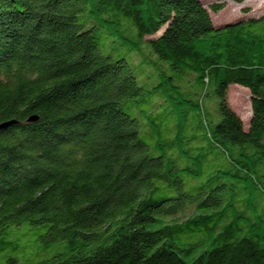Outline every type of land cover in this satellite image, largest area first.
I'll use <instances>...</instances> for the list:
<instances>
[{
	"label": "trees",
	"instance_id": "trees-1",
	"mask_svg": "<svg viewBox=\"0 0 264 264\" xmlns=\"http://www.w3.org/2000/svg\"><path fill=\"white\" fill-rule=\"evenodd\" d=\"M215 1L211 10L224 6ZM139 66L156 69L152 89L138 83ZM185 70L212 87L218 121L201 99L173 100ZM232 84L249 91L247 126L228 104ZM193 107L198 134L180 147L173 115L187 120ZM161 113L173 138H161ZM9 121L0 264H264V14L215 29L200 0H0V122ZM219 156L225 167L196 184ZM22 225L44 229L45 243L20 261L8 237Z\"/></svg>",
	"mask_w": 264,
	"mask_h": 264
},
{
	"label": "rangeland",
	"instance_id": "rangeland-1",
	"mask_svg": "<svg viewBox=\"0 0 264 264\" xmlns=\"http://www.w3.org/2000/svg\"><path fill=\"white\" fill-rule=\"evenodd\" d=\"M200 1L205 7H207L213 26H219L228 22H236L240 19H245L249 17H259L264 14V0H243L241 2H236L234 0H222L224 6L217 11H213L210 8L213 3H216L215 0ZM158 34L159 33H156L151 36H145L144 39H152ZM125 57L131 65H137V62L132 60L133 58L131 59L129 54H125ZM162 67L167 73V75H172L173 78H177L176 73L169 66L168 62H163ZM135 74L137 76L138 83L149 90L152 89V87L160 81V77L154 67L152 68L149 66H139L136 68ZM182 78L184 79V81L180 83V91L182 92L181 94L179 92H175L173 100L177 101L185 98L201 99L202 106L206 110L207 117L218 121L220 119V114L218 110V99L213 93L212 87L210 86L207 87L205 90H202L200 84L196 80V73L190 70H185L184 74L182 75ZM168 83L169 85L171 84V82ZM204 93L206 94L203 95ZM157 97L159 96L155 94H150L148 95L147 100L152 101ZM227 101L229 106L242 119L244 125L247 126L251 111L250 94L248 89L237 84H232L228 86ZM188 104L189 103L182 102L177 103V106L181 109L182 107H186V105ZM193 111L195 112V114L193 113ZM193 111L189 112L190 116L187 120L185 119V117L182 116V113H178V115H173L174 119L180 124V127L178 128L177 132L178 137L183 138L182 140H180V147H184L183 142L187 140V138L198 134L197 127L200 124L198 117L200 116L201 118H203V113L202 111H199V108L197 107H193ZM156 120L161 122V138H173L176 134V131H174L173 133L166 131L168 129V125L172 122L170 117H168V114H156ZM139 134L140 137L149 146H153V144L155 143V137L152 135L151 128L148 125L146 126V123H141ZM195 143L201 142L197 139H191L189 142V144L192 145H195ZM197 152L198 151H194V153ZM155 154H157V152H155ZM204 167L205 165L201 166L202 176L195 181L196 184H200L205 179L206 174H208L209 172H212L216 168H223L225 166L222 163V158L219 156L217 157V159H210L208 161L206 169H204ZM44 233L45 230L42 228L29 227L26 225L10 228L8 238L18 243L22 247L20 251L13 252V255L19 258L20 261L24 260L25 258H28L45 243L43 237ZM54 251L55 249L50 248L49 255H51ZM45 256L46 255L42 257L40 256V259L45 258Z\"/></svg>",
	"mask_w": 264,
	"mask_h": 264
},
{
	"label": "water",
	"instance_id": "water-1",
	"mask_svg": "<svg viewBox=\"0 0 264 264\" xmlns=\"http://www.w3.org/2000/svg\"><path fill=\"white\" fill-rule=\"evenodd\" d=\"M235 22H228V23H224V24H222V25H219V26H214V28L215 29H220V28H222V27H225V26H229V25H232V24H234ZM31 120H35V119H37L36 118V116H31V118H30ZM11 123V121H9V122H0V129L1 128H3V127H5V126H7L8 124H10Z\"/></svg>",
	"mask_w": 264,
	"mask_h": 264
}]
</instances>
